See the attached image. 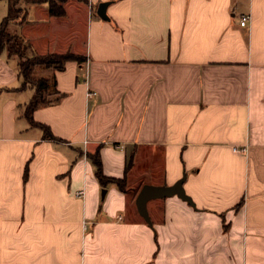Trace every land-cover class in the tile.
<instances>
[{"label":"crops","instance_id":"1","mask_svg":"<svg viewBox=\"0 0 264 264\" xmlns=\"http://www.w3.org/2000/svg\"><path fill=\"white\" fill-rule=\"evenodd\" d=\"M28 2L36 53L85 60L49 68L64 95L33 113L49 138L0 53V264H264V0H66L61 16ZM96 151L125 190L101 184ZM184 172L196 207L151 199L150 226L140 188Z\"/></svg>","mask_w":264,"mask_h":264},{"label":"trees","instance_id":"2","mask_svg":"<svg viewBox=\"0 0 264 264\" xmlns=\"http://www.w3.org/2000/svg\"><path fill=\"white\" fill-rule=\"evenodd\" d=\"M9 5L8 13L3 17L0 23V53L6 51L8 57H15L18 61V73L23 79L20 88L31 86L34 89V94L31 99L26 103L25 115L29 119L31 125L39 126L45 131V137H55L50 130V127L42 122L34 119V111L44 104H49L53 100L52 94L56 93L57 98L62 97L64 94L57 89H53L50 84V77L34 75V68L37 64H43L48 68L54 70H62L65 68L68 60H77L79 63L85 60L81 54H76L70 50L64 53L50 52L45 54H31L28 55L29 44H27L21 34L11 32L9 25L12 21L16 20L23 12L24 17L27 15V8L18 6V0H7ZM34 2H48L49 12L52 15H63L65 9L63 6L57 7L52 0H31ZM66 1V0H62ZM94 165L96 166V175L103 186L108 185L110 182H115L122 189L125 190V181L123 179L107 176L103 172L102 161L99 151L89 154Z\"/></svg>","mask_w":264,"mask_h":264},{"label":"rangeland","instance_id":"3","mask_svg":"<svg viewBox=\"0 0 264 264\" xmlns=\"http://www.w3.org/2000/svg\"><path fill=\"white\" fill-rule=\"evenodd\" d=\"M29 1V0H28ZM27 0H18V6H23V5H25V4H28L29 2H28ZM52 2L53 3H55V5L57 6V7H60V6H65V2L64 1H62V0H52ZM68 2V3H67ZM67 2H66V4H68L69 5V7H70V4H71V6L73 5V4H75L76 6H79L80 4H82V3H80V2H84L85 3V0H67ZM32 5H30V7H31ZM26 7H28V5L26 6ZM29 7V9H30V13L28 14V19H30V20H36V19H38V17L40 16V14H42V9L41 8H36V9H33V8H30ZM64 9H65V7H64ZM72 9V8H71ZM8 10H9V5H8V1L7 0H0V22H1V20H2V18L4 17V15H6L7 13H8ZM2 13V14H1ZM61 16V15H60ZM74 16H76V15H70L69 17H68V19H67V21L69 22V24L70 25H66V26H71L73 29L75 28V25H73L72 23H73V17ZM26 18H27V16H25L24 17V14H23V12L21 13V16H19L18 18H16V20H14V21H12L11 23H10V25H9V28H10V30H11V32H17V33H19V34H24V33H26L27 32V30L28 29H32V30H41V31H45L43 28H44V26H40V25H38L37 27H34V26H30V27H28L30 24V22H27V21H25L26 20ZM21 19H23L25 22H24V26L25 27H23L22 28V32H21V28H19V26L16 24L17 23V20H21ZM67 23V22H66ZM77 30H78V34L79 35H83V33L85 32V37H86V33H87V24H86V21L84 22V19H83V17H79V27H77ZM22 36V35H21ZM23 37V36H22ZM26 37L27 38H29V36L28 35H26ZM24 38V40H25V42L27 43V44H29V49H28V51H27V54L28 55H31V54H33L32 52H34L35 54H45V53H50V52H56V53H64V52H66L65 50H62L61 49V51H47V52H43V53H36V51H35V49H34V46L32 45V43L29 41V39L27 40L25 37H23ZM32 48V49H31ZM51 70L52 69H49V68H46V66H44L43 64H37L36 66H35V68H34V75L36 76V77H38V76H48V75H51ZM85 78V77H84ZM50 84H51V87L53 86V78H51L50 77ZM51 97H55V94H52L51 95Z\"/></svg>","mask_w":264,"mask_h":264},{"label":"water","instance_id":"4","mask_svg":"<svg viewBox=\"0 0 264 264\" xmlns=\"http://www.w3.org/2000/svg\"><path fill=\"white\" fill-rule=\"evenodd\" d=\"M108 5H109V1L100 2L97 8V13L100 17L105 19L109 18V16L107 15ZM185 179H186V172H184L183 176L173 184L155 185V184L145 183L140 188L135 200L137 209L150 226H153V221L148 209V202L151 199L177 195L183 200H186L192 206L196 207V203L193 200L192 196L189 195L185 190L184 187ZM105 191L106 190L104 189L103 194L105 193Z\"/></svg>","mask_w":264,"mask_h":264},{"label":"built area","instance_id":"5","mask_svg":"<svg viewBox=\"0 0 264 264\" xmlns=\"http://www.w3.org/2000/svg\"><path fill=\"white\" fill-rule=\"evenodd\" d=\"M249 20H250V15L249 14H243L242 18H241V25H247ZM93 93H95V92H93V91L88 92L89 95H91ZM83 193H84L83 190L78 192V194H83Z\"/></svg>","mask_w":264,"mask_h":264}]
</instances>
